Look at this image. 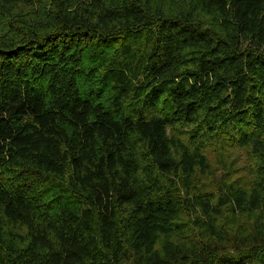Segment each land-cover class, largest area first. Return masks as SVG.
<instances>
[{"label":"trees","instance_id":"1","mask_svg":"<svg viewBox=\"0 0 264 264\" xmlns=\"http://www.w3.org/2000/svg\"><path fill=\"white\" fill-rule=\"evenodd\" d=\"M0 264H264V0H0Z\"/></svg>","mask_w":264,"mask_h":264}]
</instances>
